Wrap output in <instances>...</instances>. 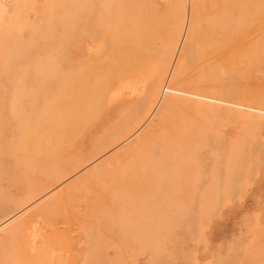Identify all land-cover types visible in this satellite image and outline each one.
<instances>
[{
  "label": "rangeland",
  "instance_id": "rangeland-1",
  "mask_svg": "<svg viewBox=\"0 0 264 264\" xmlns=\"http://www.w3.org/2000/svg\"><path fill=\"white\" fill-rule=\"evenodd\" d=\"M138 1L139 0H127L126 1V3H127L126 15H129L130 8L136 7V5L138 4ZM148 1L152 2V5H153L152 7H153L154 11H156L158 17H163L164 14H166V12L168 11V10H166V8L168 7V9H169L170 3H177V4H183L184 5L186 0H148ZM199 1L202 2L201 13L199 14L200 15L199 20H197L198 21V23H197L198 26L196 27L197 29L194 30V35L191 38V41L194 44V46L200 47V48H198V52H197V55H199V54L200 55L197 56L198 57L197 59H199V58H201V56L205 55L206 50L208 52V47L206 45L207 44L206 42H208L207 36L209 35L210 31L212 29H215L217 31L219 30V25L215 24V23H211L210 19H213V17L216 15H221L223 13L229 12V14H232V16H233L232 18H234L233 20L235 22L239 21V23H238L239 26L236 25L237 27L234 29V31L228 33L229 38L226 40V42H222L221 37H217V39H216L217 42L215 40L211 42L212 46L217 44L216 47H214V48H216L214 50L215 53H220L219 54L220 56H222L224 54L230 55V58H231L230 62L233 65V73L231 74V77H232L231 83L229 82L228 85L230 84V89L231 88L232 89L230 90L231 93L227 96L228 99L225 98L226 96L224 95V93L226 94V92L224 90L227 91V89H228L225 87L226 85H224V82H222L221 84H218L216 82L195 84V83L191 82L193 74L196 71H199L198 69H200L204 66L203 62H198V63L192 64L191 67H189L187 70L184 69V70H182L181 74H178V76L176 75L177 78L171 79V77L174 75V72L177 71L176 67H177L178 63L182 62V60L184 58V57H182V55H183L182 54L183 53L182 44H179L177 46L173 56H172L171 64L168 66V70H167L168 75L166 77L167 80L164 81L163 92L166 91L167 87H168V89L171 88L174 92L176 90L177 95L183 97L181 99L180 105L185 106L187 103L191 106L195 105L198 108L196 110H192V111H185L184 110V112L181 109H179V111H178V109L177 110L175 109L174 113H175V117H176V122L175 123L171 122L170 115L164 114V116H163L164 118L159 116V107H160L161 101H162V94H161L159 96L154 108L150 111V113L148 114L146 119H144V121L140 125H138V127H137L136 125H137V123H139L138 121H140V119L143 117L142 109H140V108H142L141 104H142L143 100H141V101H138V100L145 98L147 96V94L150 93V91H151L150 88L152 85V83L148 82V79L146 80L147 76H146L145 71H146L147 66L152 65L154 63V61L152 62L149 59H145L143 62H140L141 64L139 63L138 58L140 56H141V58H143V56L140 55L141 51H143L141 43H139L138 45H133L134 47L137 48L136 49L137 52L135 51L136 55L131 52L133 56L131 55L130 48L132 47V45L130 44V39L134 38V36H133L134 32L132 30L131 22H130V19L128 18V16L126 17V28L124 29L125 31L124 32H122L123 30L120 31V39L124 42L123 46H122L121 42H119V43H115L114 41L109 42L108 38L107 37L104 38L103 34H102L103 32H100V31L96 32L93 35V37H90V39H88L89 37L88 38L86 37L84 42L81 41L80 46H79L80 48L78 47L79 44L78 45L76 44L77 47L74 46L76 49L72 48V50H71V56H70L71 60H69L70 63H68L69 65H67V68H65V69L70 70V68H71L72 72H77L78 70H81L79 72L82 73L83 69L85 68V70L83 71V73L81 75L79 72H78L79 75L77 73H76L77 75L73 73L74 74L73 78L76 76V78L78 79L79 77H77V76H80L79 79L81 80V82H79V79L77 82H79L78 84H81V83L83 84L82 85L83 87L81 86L82 88H86L85 89L86 91L84 90L86 93H84V91L82 89L83 94L88 93L91 96L90 99L91 98L93 99L94 97H95L94 100L100 99L101 102H100V107H99V111H98V116H96L94 119H92L90 122H87L86 124L85 123L84 124L78 123V126H76V127L73 125H76V123L78 121H76V123H75L74 119H68L69 124L71 123V125L67 126V128L69 129V131H68L69 134L65 133L66 134V136H65L66 138L64 137L65 141H64V139L60 140L61 142L63 141V144H65V148H64L63 144L59 140L56 139V138L60 137L61 128L59 127L57 129L56 126L50 127L49 133L52 132V136H53L52 137L53 139L52 138L51 139L54 142H56V146H57L55 148L56 152L53 151L54 154H53V152H51V150L49 152L48 148H46L47 150H45V152H44V149H41L42 150V153H41L40 150L38 151V150H35L34 148H31V147H34V146H31L32 144H29L26 140H25L26 142L24 141L23 137L26 136L27 134H29L28 130H31L33 128L32 123H34V121L36 120L33 117V115H26V118H27L26 123L29 125L25 124L28 127L25 126L24 132L23 131L19 132V135L17 138L11 139L10 138L11 135H9V133H7L8 137L6 140H8V142L6 141V143L7 144L9 143V144L8 145L5 144V145L7 146L6 151L8 152V157H7L8 169H7L6 174L0 178V193H1V195L2 194L5 195L7 193V197L5 195V198L3 197L4 198V201H3L1 198L4 195H2V196L0 195V199H1L0 204L1 205L4 204V202H6V200L9 201L10 198L17 203H19L20 201L22 202L24 200V198L26 197L25 193H27V190L25 191L24 185L27 186L34 178H38L39 180H45L46 176H48L49 173L61 171V169H64V170L68 169V171H70L71 175L69 174L66 177V179L64 178L62 181L57 183L52 189L47 190L46 192H44V194L39 195L40 198H39V196L37 197L39 200L36 198L37 199V200L35 199L36 201L33 200L32 202H30L26 205H23L20 209L21 211L17 212V214L14 217L10 218L8 221L5 222L6 224L4 223L5 225L3 224L0 227V232L6 230L13 223H15L21 219L26 218L31 212H33L43 202H46L47 199H49L53 196H56L58 194H61L62 192H65L66 189L68 187H70V185H72L76 181L81 180L82 178L87 176L88 173L90 174L91 172H93V170H97L96 167L99 169L100 167H102L104 165V163L107 164L108 162L113 161V159L118 158V157L113 158L115 155L118 156L122 153L121 154V156H122L123 152H125V150H126V152L128 150H134V149H131L132 147L133 148L138 147L140 149V150L137 149V151H136V153H138V154H136L137 157L134 156V154H133V155H131V157H129V159H127L128 163L131 160L130 158L134 159V161L137 160L136 162H138V161H140V157H141V159H143L145 157L143 161L147 160L148 164L145 161V163H146V165L144 163V165L146 166L145 167L143 165V162L141 163L143 165V167H145V172L142 174V172H141L142 170H138V168L140 169V167L143 168L140 165V162L137 163L139 166L138 167L136 162L134 163V161H131L133 163L130 162L129 166L131 165L133 167L132 164H135L136 167L130 168L131 166L127 167V165H126V167L128 168V171H130V170H132V171H130V172L127 171L129 174L125 175L126 173H124V172L127 170V169H125V171L122 174H120L122 177L119 175V173H120L119 171L122 168L123 164L125 166V163H127V160L120 162V163H123V164H121L122 166L120 164H115V166L109 165L108 166V172L106 173L107 175H102L99 177V179H96L98 181L97 185L100 184V186H101V187L99 186L101 188V190L97 186V188H98V191H97V189L95 187L96 184H94L95 181L92 182V185L88 184L87 186L82 187L81 189H79L78 191H76L72 194L71 198H69L70 201L68 200V202L66 203V206H64L65 208L62 207L63 209L59 210L58 212L56 211L57 214L55 213V216H53L54 214H51L52 216L50 215L49 217L48 216H42L41 218H39L40 221L38 219H36V221L32 225H30V228L25 230L20 236L16 235L17 237L15 236L13 238V240L11 241V244H10L11 247L9 248L10 252H8V253H10V255L8 254L9 255L8 258L12 259V260H10L12 264L14 262H16L17 260H20L24 256V252H23L24 250H27L28 253L32 254V256L34 253L39 252L38 253L39 254V257H38L39 260L36 261L35 264H84L85 260H88V261H86L85 264H89V263L90 264H100L101 263V260H99L100 258L103 259L102 260L103 264H106V263L107 264H109V263H112V264H159V263L160 264H162V263L163 264H264V44H262V43H264V41H263V39H264V37H263L264 36V2L262 3V1H264V0H259L261 3L259 1L256 2V0H254L255 2L253 0H247V1L246 0L245 1L244 0H238V1L237 0H233V1L232 0H228V1L227 0H199ZM211 1H213V2H211ZM219 1H221L222 3ZM209 2H211V3L209 4ZM217 2H219L221 4H219ZM230 2H231V5H230ZM240 2L243 4V5L241 4L242 6L240 5L241 7L238 5V4H240ZM245 3L250 4V8L243 7V6H245ZM257 3H259V6ZM214 5L216 6V8ZM223 6H224V8H222ZM251 6H253V10H252ZM237 7L240 10V11L237 10L239 12H236V10H235V9H237ZM248 7H249V5H248ZM256 7L258 9H256ZM146 8L147 7L144 6L145 11H146ZM205 8H208V10L210 12H207V9L205 10ZM211 8H212V10H211ZM217 8H218V10H215ZM232 8H234L233 9L234 11L232 10ZM241 9H243L244 12ZM254 9H255V11H254ZM231 10L233 12H231ZM256 10H257V13H256ZM8 11L9 12L11 11L10 8H8ZM261 11H262V13H261ZM249 12H250V14H249ZM252 12L254 15L252 14ZM145 14H146V12H144V16H145ZM209 14L210 15L213 14V15H211L212 17H210ZM235 15H237V16H235ZM242 15H244V17H242ZM249 15H250V17H249ZM246 16H248L249 19ZM203 18L207 22V24H210V25H207L206 22H202ZM242 18H244V19H242ZM246 20H248V21H246ZM246 23L249 25L245 26ZM205 25H207V26H205ZM217 26H218V28H217ZM241 30H243V31L241 32ZM235 33H236V35H235ZM247 33H248V35H247ZM233 35H234V37H233ZM204 36H206L205 37L206 39H204ZM229 39H231V40H229ZM219 41L222 42V44ZM229 41H230V43H229ZM231 41H232V43H231ZM152 42L153 41L151 40L150 43H152ZM241 42H242V44H241ZM236 43L237 44L239 43V44L237 45ZM116 44H118V45H116ZM111 45H113V47H111ZM204 45H205V47H204ZM223 45H224V47H223ZM154 46H155V48H158L160 46V42H158L157 45L154 44ZM219 46H221L222 49ZM243 47L245 50L243 49ZM239 48H240V50H239ZM199 49L201 52L199 51ZM220 49H221V51H219ZM111 50H112V52H111ZM110 54H111V56H110ZM247 54L249 57L247 56ZM241 55H242V58H241ZM113 56H115L117 58H115ZM134 56L136 57L135 60H133ZM112 57H113V59H112ZM253 58H255V60ZM128 59H130L131 63H130V61H128ZM210 60H212V59H210ZM132 61L135 64H133ZM163 61H161V63ZM252 61H253V63H252ZM194 62H195V59H194ZM159 63H160V61H159ZM95 65H96V68H94ZM135 65H136V67H139V68L135 69L132 67ZM87 68H88V70H86ZM124 68H126V69H124ZM66 70L64 73L67 75L68 70L67 71ZM74 70H76V71H74ZM131 70L133 71V73H131ZM136 70H138V73L136 72ZM124 71H126V72H124ZM183 72H185V73L183 74ZM129 73H131L132 75L130 74L131 75L130 76ZM125 74H128V76L126 75L127 76L126 77ZM136 74L139 77V79H142V80H138V81H136V79L133 80L135 77L137 78V76H135ZM69 75H67V76H69V78H71V79H69V82H73V80H75V81L77 80L76 78L72 79V74H69ZM91 75H92V77H91ZM117 75H119V80L116 79V77H118ZM182 75H183V77H181ZM67 76L64 75L61 78L62 81H63V79L66 80L65 78ZM94 76L97 77L99 80H97V78L95 79ZM100 76L102 78H100ZM104 76H106L107 78L105 79ZM86 78H87V80H86ZM83 79H85V80H83ZM130 79L133 80L134 82L132 83V81H130ZM101 80H103L105 83V84H102L103 88H102V85H100ZM67 81H68V77H67ZM77 82L76 83L74 82L75 87L68 88V90L66 91L68 94L65 92L63 94L64 96H61L62 100H60V101L72 105L73 104L72 102H74L77 98L78 99L81 98V96H79V94L80 93H81V95H83V94L80 91L81 89H80V86L77 84ZM135 82L139 83V85L137 86V83H135ZM64 83H66V82L64 81ZM126 83H127L128 87L124 86V85H126ZM84 84L85 85L87 84V86H84ZM131 84L132 85L134 84L133 88H132ZM208 84H211V85H208ZM233 84H234V86H233ZM96 85L98 87H100L99 90H98V87ZM121 86H123L124 88H122ZM76 87L77 88L79 87L80 90L77 89ZM132 89H134V91H133L134 93L131 91ZM148 89H150V90H148ZM199 89H203L204 91H207V92L203 93L206 96V97L204 96L205 98L202 97L203 94L199 91ZM213 89H215V90L213 91ZM105 90H107V91H105ZM117 90H119V91L121 90V91L118 93ZM144 90H147L146 95H145V93H143ZM194 90H196L197 93L192 92ZM209 90H210V92H209ZM78 91H80V92L78 93ZM104 91H105V95H104ZM74 92H76L75 95L77 97L72 96V95H74ZM198 92H200V93L198 94ZM232 92H234V94ZM192 93H194V94L192 95ZM208 93H210L211 95L209 94L210 95L209 96ZM70 94H71V96H70ZM190 94L193 97L195 95L194 98H196L198 95L195 102H193L194 104L190 101H187L188 97L194 99L193 97L190 96ZM67 95H68V97H67ZM102 95H104V98L102 97ZM140 95H142L143 97L141 98ZM218 95L221 98H219ZM71 98H72V100L74 98L75 99L72 101ZM199 99H200V101H199ZM43 100L46 103H44ZM43 100L42 99H41V101L39 100L40 105H37V106H39V107H37V109H40V110H38L39 115L41 112L47 111V110H45L46 108L48 109V107H45L46 104H47V106H49L48 105V102H50L49 99H47V100L43 99ZM223 101L226 104H224ZM52 103H54V102H52ZM199 107L200 108L202 107L203 110H205L204 113H202V114L199 113L200 116H198V113L195 114V112H197L199 110ZM213 108H215V110H216L215 112L210 111V110L214 111ZM136 109H138V110L140 109V115H139V111H138V113L136 112L137 111ZM130 113H131V117L128 116V114L130 115ZM209 113L212 115H210ZM137 114L141 118H139L137 116ZM204 114H205V116H204ZM216 114H218V115H216ZM219 114H220V116H219ZM157 115L159 117H157ZM193 115H194V117H193ZM213 115H215V116H213ZM210 116L212 119L214 118L213 121L210 119ZM126 117H127V119H125ZM198 117H199V119L202 120L201 123H205L206 126H204V128H200V129H198V128L193 129V130L189 129V131L187 132V135L190 136L189 139L185 142L177 143L179 145V147L177 145V147H178L177 152L181 149L177 153V156L174 159H172V157H171L170 162L168 161L169 159L163 160V163H167L168 165L170 163L169 166H171L174 162H175L174 165H176V166L172 165V167H171L172 169H169V171L166 172L167 175H165V176L166 177L168 176V178H165L164 175L161 176L159 172H158L159 176H157V174H153L152 172H155V171L153 170L152 167H154L156 160H158L160 162L162 161L161 158L156 159L158 156L161 155L162 148H161V150H159V147H161V146L163 147V145H166V143H168V142L170 143V141L175 140L176 137L179 136V134L180 135L183 134L180 132L181 125H183V123L181 122V120H182L181 118L189 120L190 118L197 119ZM218 117H219V119H218ZM28 119H30V120H28ZM159 119H161V120L158 121ZM215 119L217 121H215ZM72 120H74V121H72ZM70 121H72V122H70ZM209 121H210V123L213 124L212 126H210V128H212L211 131H210V128H208V126H207V123H209ZM36 122H37V120H36ZM73 122L75 124H73ZM120 122L121 123L123 122V123L121 124ZM133 122H135V123H133ZM220 122H222V123H220ZM79 124L82 125V127ZM176 124H178V126ZM116 125H118V126H116ZM122 125H124V126H122ZM125 125H127V126H125ZM164 125H165V127H164ZM29 126L32 128H30ZM132 126H133V128H132ZM159 126H160V129H159ZM161 126H163V127L161 128ZM197 126H198V123H197ZM78 127H80V129H78ZM117 127L119 128L118 132L120 134L116 131ZM123 127L124 128L129 127L130 129L127 130V128H126L124 130ZM173 127L175 128V130ZM75 128H76V130H75ZM115 128H116V130H115ZM146 128L149 131H146ZM165 129L168 131H166ZM121 130H124V132H121ZM150 130L151 131L156 130V133L153 136V139H152V137L149 138L148 140L151 139L150 141L147 140L143 145H141L139 147V142L141 141L142 138L144 139V136H147L149 134L148 132H151ZM164 130H165V132H164ZM158 131H160V132L158 133ZM207 131H209L208 132L209 135H208ZM9 132H11V131L9 130ZM26 132H27V134H25V135L22 134V133H26ZM45 132H47V131H44L43 134H41V135H44L46 137ZM13 133L14 134L18 133V131H15V132L13 131ZM49 133L47 134L48 136H49ZM127 133H129V134H127ZM11 134H12V132H11ZM73 134H74V137L76 136V138L73 137ZM111 134H114V135H112V136H114V138H112V136H110ZM123 134H125V135H123ZM163 135H166V136H163ZM57 136H59V137H57ZM109 136L112 139H109ZM122 137H125V138H122ZM161 137H163V138H161ZM105 138H108V139L104 140ZM138 138H139V140H138ZM165 138H167V139H165ZM194 138H196L195 140L197 142L194 140ZM163 139L166 142L165 141L163 142ZM192 139L194 141H192ZM13 140L15 141L14 142L15 144H13V142H12ZM19 140H21V141H19ZM22 140L26 143L25 146H24L25 143H23V145H22V142H23ZM112 140H114V141L112 142ZM102 141H104V142L102 143ZM106 141H108L107 145H106ZM152 141H153V143H152ZM158 141L161 142V145ZM35 142H36L35 143L36 145H40L42 148L46 147L44 144L45 140L43 137L39 138L38 142L37 141H35ZM110 142H111V144H110ZM149 142H150V146H149ZM131 143H135V145L131 146L132 145ZM184 143H185V145H183ZM214 143H215V145H214ZM219 144H220V146L216 147ZM9 145H11L10 148H8ZM66 145H67V147H66ZM96 145L98 147H100L101 145L105 147V145H106L107 147H105V148L100 147L98 149ZM108 145H111V146H108ZM145 145H146V147H145ZM154 145H155V147H154ZM192 145L195 146V149ZM236 145L238 146V148ZM197 146H200V147H197ZM225 146H226V148H224ZM147 147L150 148L151 152H150L149 148H147ZM151 147H154V149ZM181 147H183V149ZM220 147H221V150H220ZM230 147H232L233 149ZM240 147H241V149H240ZM24 148H26V149L24 150ZM101 148H102V153H101ZM106 148H107V150L105 151ZM156 148H158V151L160 153L157 152ZM97 149L99 150V152ZM234 149L236 152L234 151ZM63 150H64V152H62ZM153 150L155 153H153ZM187 150L189 151V153H187ZM193 150L196 151V153H194V157L189 155L190 153L194 152ZM237 150H239V152ZM241 150H242V152H241ZM17 151H19V153ZM46 151H47V153H46ZM230 151L231 152L234 151L236 156H238V154H239V156L236 157L238 162L235 165L236 170L239 168L238 169L239 173L234 175L235 177L232 179H228L229 177L226 175H223V174H222V176L221 175L219 176V174L222 173V170L224 169V167L226 165L225 163L228 162L226 160L230 159L232 157V155H230ZM10 152H13V153H10ZM43 152H44V156H43ZM144 152L148 156L147 159H146V155H144ZM17 153H18V155H16ZM37 153L40 156L37 155ZM149 154H151V155H149ZM152 154L154 155V157L157 155V157H155V160L152 157L153 156ZM47 155H48V157H47ZM56 156H58V157H56ZM188 156H191V160H189L190 158H187ZM228 156H229V158H228ZM133 157H136V158H133ZM27 158H28V160H27ZM110 158H112V159H110ZM138 158H139V160H138ZM59 159L62 160L61 163H60ZM194 159H196V163L194 162L195 161ZM80 160H81V162H80ZM171 160L174 162H172ZM242 160H243V162L239 163ZM27 161H28V163H27ZM192 161L195 164H193ZM151 162H152V164H151ZM185 162H187L189 164H187ZM38 163H39V165H38ZM62 163H63V165H62ZM67 163L68 164L70 163V164L68 165ZM180 163H182V165L184 163V166H186V165L187 166L184 168V166L180 165ZM215 163H216V165H214ZM100 164H102V165H100ZM246 164H247V166H246ZM27 165H28L30 171L27 168H25ZM116 165L121 166V168L116 167ZM237 165H238V167H237ZM213 166H215V167H213ZM111 167H113V168L116 167L115 171L118 170L117 173ZM180 167L182 169H180ZM190 167H191V169H190ZM52 168H53V170H52ZM110 168H111V171H113V173H116L115 175L118 174L119 178L117 180H120V181H115L117 176L114 177L111 175L113 173H109ZM129 168H130V170H129ZM149 168H151L149 170V172L151 174H153L154 178L152 175L151 176L146 175L149 173V172L148 173L146 172V171H148ZM173 168L175 169V171ZM202 168H204V169H202ZM216 168L217 169L219 168V169L217 170ZM214 169H215V171H214ZM133 170H135L134 172L136 174L133 172ZM171 170H172V172H171L172 175L170 174ZM48 171H50V172H48ZM136 171L137 172L140 171L141 173L139 172L140 174H138ZM217 171H221V172H217ZM131 172L133 174H131ZM194 172H196V173H194ZM202 172H203V174H202ZM205 172H207V173H205ZM199 173H200V175H198ZM214 173L216 176L214 175ZM24 174H26V175H24ZM123 174L125 176H123ZM130 174L131 175L135 174V176L129 177V176H131ZM137 174L139 175L138 177H137ZM141 174L143 176H141ZM210 174H212L213 177L216 178L217 180L214 179L213 180L214 182H212V177L210 176ZM14 175H16L17 177H15ZM109 175L111 178H109ZM174 175H175L176 179L174 178ZM238 175H240L242 178ZM11 177L12 178L15 177L14 178L15 181H12ZM136 177L138 178L139 181L140 180L141 181L139 182ZM145 177L147 179H145ZM151 177H152V179H150ZM178 177L180 178L179 181H178V179H179ZM193 177L194 178L196 177V179H194ZM204 177L207 179L205 180ZM220 177H222L221 180H219ZM108 178H109V180H108ZM112 178L114 179V181L116 183L112 180H111V182H109L110 179H112ZM128 178H130L131 180ZM164 178H165V180H164ZM236 178L238 179V181ZM101 179H103L102 180L103 182L101 181ZM121 179L123 180V182H121ZM226 179L230 183L227 182ZM104 180H106L105 183L109 184L108 188L106 187L107 184L105 186ZM126 180L129 182H127ZM222 180H223V182L225 181L224 184H223V182H220ZM17 181H18V183L20 181L21 185H23V184L24 185L21 186L20 183L19 184L17 183ZM124 181L127 183H125ZM145 181H147V184L145 183L146 189H144V183H142ZM168 181H169V183H167ZM154 182H156V183L154 184ZM207 182H209V184ZM231 182H232V184H231ZM110 183L112 186H110ZM121 183H123V185H125V187ZM128 183H129V185H128ZM194 183H195V185H194ZM13 184H14V186H13ZM116 184H119V185L113 186ZM133 184L135 185V187H137V189L133 186ZM138 184H139V186L141 185V187H139ZM151 184H153L154 186ZM184 184H185V186H184ZM18 185H19V187L17 189ZM121 185L123 186L122 187L123 190L121 188ZM197 185L198 186L202 185V187H197ZM119 186L121 188V191H119V195H118V192H117V194H114V192L116 193V190L113 187H115V188L118 187L117 190H119ZM131 186H132L133 190H132V188H130ZM175 186H177V187H175ZM194 186H196V187H194ZM105 187H106V189L110 188L113 190H108L109 194H107L108 192L105 189ZM147 187H148V189H147ZM178 187L181 189H179ZM193 187H194V190H192ZM125 188L128 190L124 191ZM129 188L131 189V191ZM157 188H158V190H157ZM196 188H198L199 190L198 189L196 190ZM209 188H210V190H209ZM220 188H222V189L220 190ZM237 188H238V190H237ZM142 189L144 191H142ZM103 190L106 192H104ZM135 190H137L138 191L137 193L138 194L140 193V194L137 195ZM218 190H220V191H218ZM100 191H102V192H100ZM128 191H129V194H131V195H128V193H127ZM151 191H152V193H151ZM178 191H179V193H178ZM209 191H210V193H209ZM212 191L215 192L216 194L215 193L213 194ZM103 192L105 195L103 194ZM120 192H122V193H120ZM218 192H219V194H218ZM231 192H232V194H231ZM125 193L128 195V197L130 196L132 198L129 197V199H128V197ZM24 195H25V197H24ZM211 195H213V197ZM141 196H142V198H141ZM143 196H146V197L144 198ZM148 196H149V198H147ZM8 197H10V198H8ZM115 197L118 200H120L119 197H121V198L127 197L126 200H128V201L130 199H132L129 202H131L130 204L132 206L134 205L133 208H131L132 207L131 205H130L131 206L130 208L128 207L130 209L129 211H126L125 209L123 211H120V212L117 211L118 212L117 213L118 220L123 218V219H126L128 222L132 221L134 226L139 225L138 223H140V220L144 223L147 222V220L144 221V217L142 220V217H141L142 215H140V214L144 213V210H146V209L143 210L142 207H144L145 205H146V207H148V204H149L148 209L151 207L153 210L152 211L150 208L148 212H150V213L153 212L155 214L159 213V216L162 215L161 217L163 218V220L161 219V221H164L165 223L160 222V225H158L157 232H156V235L157 236L159 235L158 239L161 238L162 241H164V242H160L162 244V245L160 244V247L162 246L160 251H162L163 253H160V255L158 254L159 257L155 258L156 256L153 255L151 248H148V249L143 250V251L138 250V248L139 249H141V248L138 247V245L136 243L135 244L137 246H135L133 244L132 238L134 235L132 233H129L132 231L131 226L125 225L126 226L125 229H127L128 226L129 227L126 231L125 230L122 231V228H124V227H123V225H121L122 226L121 227L118 224L119 222L114 218L115 217L114 215H113L114 217H112L113 220L107 219L109 215L116 212L118 202H117V199H115ZM201 198L204 200H202ZM102 199H103V201H102ZM99 200H101V201H99ZM201 200H202V202H201ZM13 201L11 203L12 205L14 203ZM143 201L146 202L145 205L142 204V203H144ZM211 201H213L212 204H211ZM10 202H11V200H10ZM114 202L116 203L115 205L112 204ZM139 202H140V204H139ZM11 204L6 205V207H12ZM189 204H190V206H189ZM210 204L212 205V208H211ZM138 205L140 207H138ZM114 206H116V207H114ZM136 206L138 209L136 208ZM165 206H168L167 209ZM183 207H184V209H183ZM141 208H142V210H140ZM181 208H182V212H181V210H179ZM62 210H63V212H62ZM157 210H160V212L159 211L157 212ZM131 211L134 213H132ZM178 211H180V212H178ZM183 211H185V212H183ZM164 213H166V214L164 215ZM206 213H209V214H206ZM85 214H86V216H89L88 217L89 219H87L86 222H83L82 220H84L86 218ZM157 214H156V216H157ZM167 214H169V216H171V218ZM139 215H140V217H139ZM179 215H180V220L182 217L186 216L189 218L190 215H192V216L190 217L189 221H186V220L180 221V220H178ZM62 216L64 217V219L67 216H71L73 220H75V219L79 220L80 217H81V219L79 221H77V223L75 221H72L73 223H75V225L72 223L73 226H71L72 224H70V226H69V225H63L60 223H55V222H57V220L58 221L61 220L63 218ZM156 216H154V214L152 215L153 218ZM74 217H76V218H74ZM137 217H139V219L140 218L141 219L138 221ZM175 217H177V218H175ZM206 217H208V218H206ZM105 219H107V220H105ZM175 219H177V221ZM194 219H196V220H194ZM133 220H135V221L137 220V223ZM168 220H169V222H168ZM45 222H47V224ZM167 222L168 223L171 222V224H169L170 226L168 225ZM172 224L175 226H173ZM194 224H196V225H194ZM142 225H145V224H142ZM161 226L163 228H160ZM178 226L181 230V231L179 230V232H178V228H176ZM194 228H195V230H194ZM170 229L173 230V232H175V233H172ZM183 229H185V230H183ZM167 230L169 233L166 236ZM187 230H189L191 233ZM27 231L29 233H31L33 231L32 235L28 234ZM165 231H166V233L164 234ZM182 231H184L183 234H182ZM176 233H178V234L176 235ZM184 233H186V234H184ZM179 234L181 235V237L179 236ZM29 235H31V236L29 237ZM191 235L194 237H192ZM2 236H3L2 233H0V237H2ZM171 236H174L175 238L171 237ZM31 237H32V239H31ZM44 238L46 239V241ZM168 241H170V242H168ZM179 241H180V243H178ZM26 242H30V243H26ZM17 247L19 249H21L22 251L17 249ZM15 250L16 251L19 250V254L17 253L18 256L20 255L19 257L15 254L16 253ZM138 251H140V252H138ZM20 252H22V254ZM13 253L16 256H14ZM11 256L12 257L14 256V257L12 258ZM89 256H91V257H89ZM166 257H167V260H166ZM87 258H89L90 260H91V258H93V259L90 261ZM97 258L100 262H98ZM93 260H95V262ZM156 261H158V262H156Z\"/></svg>",
  "mask_w": 264,
  "mask_h": 264
},
{
  "label": "bare ground",
  "instance_id": "bare-ground-1",
  "mask_svg": "<svg viewBox=\"0 0 264 264\" xmlns=\"http://www.w3.org/2000/svg\"><path fill=\"white\" fill-rule=\"evenodd\" d=\"M127 0H0V178L2 176H4L7 172V169H8V161H7V157H8V152L6 151L7 149V146L5 144L6 141L8 142L7 137V133H9V135H11V139L13 138H17L18 135H19V132L25 130V126L26 125H29L26 123V115H33V117L37 120L34 121L33 124V128L31 130H28V133H22V134H27L26 136L23 137L24 141L26 140L29 144H32L31 146H34V147H31V148H34L35 150H40L41 153H42V150L41 149H44V152L45 150H47L46 148L49 149V152L51 150V152L55 151L56 149V142H54L52 139V132L49 133V130H50V127H54L56 126V128L58 129L59 127L61 128V131H60V137L59 138H56L57 140H61V139H64V137L66 136L65 133H68L69 129L67 128V126L71 125V123L69 124L68 122V119H74L75 120V123L76 121H78L76 123V125H73V126H78V123L80 124H86L87 122H90L92 119H94L96 116H98V111H99V107H100V99L98 100H94V98L90 99V95L87 93V94H83V91L86 89V88H82L83 84H78L79 82H81V80L79 79L80 76H77L79 77V82L78 79L76 78V76L73 78V75L74 74H78L79 75V71L81 70H78L77 72H72L71 71V68L70 70H68V73L69 74H72V79H77L76 81L73 80V82H69V74L67 73V76L64 72H65V68H67V65H69L68 63H70L69 60L70 59V56H71V50L72 48H75L74 46H76V44L78 45V47L80 46V42L81 41H85L86 37L88 39H90V37H93V35L96 33V32H103V37L104 38H108V41L109 42H112L114 41L115 43H119L121 42L122 43V46L124 44V42L120 39V31L123 30L122 32H124L125 28H126V17L128 16V18L130 19V22H131V26H132V30H133V36L134 38L133 39H130V44L132 45V47L130 48V53H134L135 54V51L137 52V48L134 47L133 45H138L139 43H141V46L143 48V51H141V54L143 56V58H141V56L138 58L139 60V63L140 62H143L145 59H149L151 60L152 62L154 61V63L152 65H149L147 66L146 68V80L148 79V82L149 83H152L151 85V91L150 93L147 94V90H144L143 93H145V95L147 94V96L143 99H140L138 101H142V115L143 117H139L140 115V109H136L137 113L139 111V115L137 114V116L140 119V121H138L139 123H137V127L138 125H140L144 119H146V117L148 116V114L150 113V111L154 108L159 96L162 94V101H161V105L159 107V116L160 117H163L164 114L166 115H170V120L171 122H176V117H175V109L179 111V109L184 110L185 111H192V110H196L198 107L197 106H191L189 104L186 103L185 106H182L180 105L181 103V99L183 98L182 96H179L177 95L176 93V90L175 92L167 87L166 91L163 92V85H164V81L167 80L166 77L168 75V66L171 64V59H172V56L177 48V46L179 44H182V47H183V55L182 57L183 60L182 62H179L178 65H177V71L174 72V75L171 77L172 78H177L178 74H181L182 73V70H187L189 67H191L192 64H195V63H198V62H203L204 63V66L200 69H198L199 71H196L193 76H192V80L191 82L192 83H195V84H203V83H213V82H216L218 84H221L222 82H224V85H226L225 87L228 88L227 91L224 90L226 92V94L224 93V95L226 96L225 98H227V96L231 93V89H230V84L228 85V83L230 82L231 83V80H232V77H231V74L233 73V65L231 64L230 62V55H222L220 56L219 54L220 53H215V49L214 47H216V45L212 46L211 42L212 41H216L217 37H221V41L222 42H226V40L229 38V35L228 33L234 31V29L239 26V21L235 22L232 18V14H229L228 13H223L221 15H216L213 17V19H210V22L211 23H215V24H218L219 25V30H215V29H212L209 33V35L207 36L208 37V42H206L207 44V47H208V52L206 50V53L205 55L201 56V58L197 59L199 55H197V52H198V48L200 47H195L194 44L192 43L191 41V38L192 36L194 35V30L197 29L196 27L198 26L197 23L199 20V14L201 13V7H202V2H200L199 0H186L184 5L183 4H177V3H170V7L168 9V7L166 8V10H168L166 12V14H164L163 17H158L156 11H154L153 9V5H152V2L151 1H148V0H139L138 1V4L136 5L135 8H130V12H129V15H126V3ZM228 1V0H227ZM233 1V0H232ZM238 1V0H237ZM245 1V0H244ZM247 1V0H246ZM254 1V0H253ZM259 1V0H256V2ZM213 2V1H211ZM209 2V4L211 3ZM221 2V1H219ZM217 2V3H219ZM224 2V1H223ZM236 2V1H235ZM250 2V1H249ZM255 2V1H254ZM260 2V1H259ZM264 1H262L263 3ZM222 3V2H221ZM219 3V4H221ZM225 3V2H224ZM239 3V2H238ZM244 3V2H243ZM261 3V2H260ZM216 4V3H215ZM242 3L240 2V4H238L239 6L241 5ZM248 4V3H247ZM245 3V8H250V4L249 7ZM258 6H259V3H257ZM218 5V4H217ZM230 5H231V2H230ZM237 5V4H236ZM243 5V4H242ZM241 5V6H242ZM253 5V4H252ZM144 6H146V11L144 10ZM215 6V5H214ZM238 6V7H239ZM240 6V7H241ZM254 6V5H253ZM253 6H251L252 10H253ZM207 7V6H206ZM212 7V6H211ZM218 7V6H217ZM230 7V6H229ZM235 7V6H234ZM235 9L236 12H239L240 10L238 9ZM8 8H10V12L8 11ZM209 8V7H208ZM208 8H205V10L207 9V12H210L208 10ZM216 8V6H215ZM219 8V7H218ZM215 9V10H218ZM224 8V6L222 7ZM227 8V7H226ZM244 8V9H245ZM234 8H232L233 10ZM256 9H258L256 7ZM128 10V9H127ZM148 10V11H147ZM212 10V8H211ZM222 10V9H221ZM231 10V12H233ZM239 10V11H237ZM243 11V9H241ZM251 10V11H252ZM214 11V10H213ZM220 11V10H219ZM255 11V9H254ZM253 11V12H254ZM144 12H146L145 16H144ZM203 12V11H202ZM225 12V11H224ZM230 12V13H231ZM244 12V11H243ZM252 12V14H253ZM212 13V12H211ZM215 13V12H214ZM213 13V14H214ZM218 13V12H217ZM256 13H257V10H256ZM255 13V14H256ZM262 13V11H261ZM211 14V15H213ZM240 14V13H239ZM243 14V13H242ZM250 14V12H249ZM210 15V14H209ZM210 15V17H212ZM254 15V14H253ZM237 16V15H235ZM240 16V15H239ZM238 16V17H239ZM242 17H244V15H242ZM248 17V16H246ZM245 17V18H246ZM250 17V15H249ZM248 17V19H249ZM244 19V18H242ZM248 21V20H246ZM202 22H206L203 18ZM242 22V21H241ZM201 23V22H200ZM245 23V22H244ZM250 23V22H249ZM252 23V22H251ZM207 24V22H206ZM214 24V25H215ZM242 24V23H241ZM201 25V24H200ZM207 25H210V24H207ZM205 25V26H207ZM213 25V26H214ZM237 25V26H236ZM249 24L246 23L245 26H248ZM263 26V25H262ZM200 27V26H199ZM210 28V27H209ZM218 28V26H217ZM201 29V28H200ZM239 29V28H238ZM203 30V29H202ZM237 30V29H236ZM198 31V30H197ZM240 31V30H239ZM243 30H241L242 32ZM199 32V31H198ZM261 32V31H260ZM201 33V32H200ZM238 33V32H237ZM262 33V32H261ZM199 34V33H198ZM236 35V33H235ZM248 35V33H247ZM258 35V34H257ZM246 36V35H245ZM206 36H204V39ZM231 37V36H230ZM234 37V35H233ZM236 37V36H235ZM264 37V36H263ZM232 38V37H231ZM249 38V37H248ZM200 39V38H199ZM262 39V38H261ZM151 40L153 41L152 43ZM231 40V39H229ZM234 40V39H233ZM240 41V40H239ZM255 41V40H254ZM264 41V39H263ZM160 42V46L158 48H155L154 44L157 45V43ZM198 42V41H197ZM217 42V41H216ZM215 42V43H216ZM220 42V41H219ZM222 42H220L222 44ZM256 42V41H255ZM254 42V43H255ZM262 42V41H261ZM120 43V44H121ZM196 43V42H195ZM230 43V41H229ZM228 43V44H229ZM232 43V41H231ZM86 44V43H85ZM205 44V43H204ZM237 44V43H236ZM239 44V43H238ZM237 44V45H238ZM242 44V42H241ZM245 44V43H244ZM264 44V43H262ZM118 45V44H116ZM115 45V46H116ZM254 45V44H253ZM200 46V45H199ZM229 46V45H228ZM77 47V46H76ZM111 47H113V45H111ZM119 47V46H118ZM205 47V45H204ZM221 49L222 47L219 46ZM218 47V48H219ZM224 47V45H223ZM237 47V46H236ZM245 47V46H244ZM243 47V49H244ZM262 47V46H261ZM80 48V47H79ZM120 48V47H119ZM247 48V47H246ZM250 48V47H249ZM253 48V47H252ZM76 49V48H75ZM207 49V48H206ZM221 49L219 51H221ZM226 49V48H225ZM229 49V48H228ZM120 50V49H119ZM202 50V49H201ZM234 50V49H233ZM240 50V48H239ZM245 50V49H244ZM140 51V50H139ZM138 51V52H139ZM200 51V49H199ZM218 51V50H217ZM230 51V50H229ZM260 51V50H259ZM258 51V52H259ZM263 51V50H262ZM112 52V50H111ZM143 52V53H142ZM201 52V51H200ZM204 52V51H203ZM255 52V51H254ZM131 53V55H132ZM239 53V52H238ZM243 53V52H242ZM260 53V52H259ZM116 54V53H115ZM233 54V53H232ZM240 54V53H239ZM261 54V53H260ZM263 54V53H262ZM136 55V54H135ZM111 56V54H110ZM133 56V55H132ZM248 56V54H247ZM258 56V55H257ZM115 57V56H113ZM112 57V59H113ZM163 59H162V58ZM249 57V56H248ZM72 58V57H71ZM111 58V57H110ZM117 58V57H115ZM241 58H242V55H241ZM251 58V57H250ZM256 58V57H255ZM255 58H253L255 60ZM136 57L134 56V59L135 60ZM194 59H195V62H194ZM212 59V60H210ZM244 59V58H243ZM246 59V58H245ZM164 60V61H163ZM209 60V61H208ZM249 60V59H248ZM253 60V61H254ZM128 61H130V59H128ZM160 61V63H159ZM161 61H163L161 63ZM197 61V62H196ZM245 61V60H244ZM252 61V63H253ZM240 62V61H239ZM131 63V61H130ZM133 63V61H132ZM129 64V63H128ZM135 64V63H133ZM141 64V63H140ZM139 64V65H140ZM143 64V63H142ZM243 64V63H242ZM132 65V64H131ZM138 65V66H139ZM133 68H139V67H136L135 66H132ZM92 68V67H91ZM96 68V65L95 67ZM93 68V69H94ZM129 68V67H128ZM65 69V70H64ZM76 69V68H75ZM100 69V68H99ZM126 69V68H124ZM66 70V71H67ZM85 70V68L83 69V71ZM88 70V68L86 69ZM95 70V69H94ZM76 71V70H74ZM82 71V73H83ZM238 71V70H237ZM79 72V73H78ZM86 72V71H85ZM126 72V71H124ZM130 72V71H129ZM136 72L138 73V70H136ZM135 72V73H136ZM243 72V71H242ZM74 73V74H73ZM80 73V75L82 74ZM94 73V72H93ZM128 73V72H127ZM131 73H133V71L131 70ZM129 73V75L131 74ZM185 72H183L184 74ZM67 76L68 77V81H67V77L65 78L66 80L63 79L62 81V77L64 76ZM76 74V75H77ZM93 75V74H92ZM91 75V77H92ZM95 75V74H94ZM128 76V74H125V76ZM132 75V74H131ZM130 75V76H131ZM134 75V74H133ZM177 75V76H176ZM84 76V75H83ZM118 77H116V79L119 80V75H117ZM126 76V77H127ZM137 76V74L135 75ZM238 76V75H237ZM95 77V76H94ZM183 77V75L181 76ZM97 77H95L96 79ZM100 78H102L100 76ZM104 78L106 79L107 77L104 76ZM103 78V79H104ZM82 79V78H81ZM94 79V80H95ZM104 79V80H105ZM138 81V80H142V79H139V77L137 76V78L135 77L133 80ZM150 79V80H149ZM170 79V80H171ZM173 79V80H174ZM243 79V78H242ZM85 80V79H83ZM87 80V78H86ZM97 80H99L97 78ZM133 80L130 79V81H132V83L134 82ZM64 81L66 83H64ZM107 81V80H106ZM74 82L80 86V89L79 87L77 89H79L83 95H81V93L79 94V96H81L80 99H76L74 102H72L73 104L70 105L68 103H64L60 100H62L61 96H64L63 94L68 90V88H73L75 87V84ZM88 82V81H87ZM86 82V83H87ZM96 82V81H95ZM129 82V81H128ZM127 82V83H128ZM140 82V81H139ZM171 82V81H170ZM173 82V81H172ZM176 82V81H175ZM174 82V83H175ZM70 83V84H69ZM85 83V82H84ZM89 83V82H88ZM97 83V82H96ZM108 83V82H107ZM124 85L125 87H128V85ZM137 83V82H135ZM134 83V84H135ZM141 83V82H140ZM102 84H105L103 80L100 81V85ZM109 84V83H108ZM133 84V85H134ZM148 84V83H147ZM236 84V83H235ZM92 85V84H91ZM98 85V84H97ZM96 85V86H97ZM133 85L131 84L132 88H133ZM139 85V83H137V86ZM208 85H211V84H208ZM82 86V87H81ZM84 86H87V84ZM94 86V85H93ZM130 86V87H131ZM169 86V85H168ZM232 86V85H231ZM234 86V84H233ZM91 87V86H90ZM98 87V86H97ZM107 87V86H106ZM122 88H124L123 86H121ZM174 87V86H173ZM223 87V86H222ZM100 87H98V90H99ZM102 88H103V85H102ZM101 88V89H102ZM121 88V89H122ZM176 88V87H175ZM234 88V87H233ZM83 89V91H82ZM97 89V88H96ZM107 89V88H106ZM130 89V88H129ZM140 89V88H139ZM148 89V90H150ZM236 89V88H235ZM72 90V89H71ZM108 90V89H107ZM105 90V91H107ZM123 90V89H122ZM215 89H213L214 91ZM234 90V89H233ZM73 91V90H72ZM78 91V93L80 92ZM86 91V90H85ZM84 91V93H86ZM94 91V90H93ZM103 91V90H102ZM105 91H104V95H105ZM118 93L121 91L117 90ZM132 92L134 91V89L131 90ZM199 91L203 94L204 92H207V91H204L203 89H199ZM220 91V90H219ZM192 92H195L197 93L196 90L192 91ZM198 92V94L200 93ZM210 92V90H209ZM67 93V92H66ZM76 92H74V95H72L73 97H77L75 95ZM77 93V94H78ZM117 93V92H116ZM134 93V92H133ZM234 94V92H232ZM68 94V93H67ZM194 93H192L193 95ZM210 93H208L209 95ZM220 94V93H219ZM104 95H102V97L104 98ZM211 95V94H210ZM209 95V96H210ZM71 96V94H70ZM94 96V95H93ZM92 96V97H93ZM191 96V94H190ZM205 94L202 95L203 98ZM219 96V95H218ZM231 96V95H230ZM234 96V95H233ZM68 97V95H67ZM72 97V98H73ZM101 97V96H100ZM99 97V98H100ZM140 97L142 98L143 96L140 95ZM139 97V98H140ZM193 97V96H191ZM195 97V95H194ZM193 97V98H194ZM198 97V95H197ZM194 98H190L188 97V100L187 101H190V102H195V100L197 99ZM212 97V96H211ZM210 97V98H211ZM214 97V96H213ZM70 98V97H69ZM71 98V100H72ZM219 98H221L219 96ZM41 99H49L50 102H48V105L46 104L45 107H48V109L44 108L45 112H41L40 115H39V111L40 109H37V105H40L39 103V100L41 101ZM75 99V98H74ZM73 99V100H74ZM228 99V98H227ZM232 99V98H231ZM230 99V100H231ZM70 100V101H71ZM72 100V101H73ZM211 100V99H210ZM229 100V101H230ZM137 101V102H138ZM186 101V102H187ZM200 101V99H199ZM227 101V100H226ZM228 101V102H229ZM44 102V100H43ZM42 102V103H43ZM54 102V103H52ZM184 102V101H183ZM189 102V103H190ZM39 103V104H38ZM46 103V102H44ZM199 103V102H198ZM218 103V102H217ZM224 103V101H223ZM51 104V105H50ZM194 104V103H193ZM201 104V103H200ZM226 104V103H224ZM220 105V104H219ZM218 105V106H219ZM137 106V105H136ZM181 106V107H180ZM41 107V106H40ZM50 107V108H49ZM180 107V108H179ZM218 108V107H217ZM216 108V109H217ZM37 109V110H36ZM132 109V108H131ZM213 110H210L212 112H215V108H213ZM220 109V108H219ZM218 110V109H217ZM37 111V112H36ZM205 110H203V108L199 107V110L196 113H198V116H200L199 113H204ZM133 112V111H132ZM211 113V112H210ZM209 113V114H210ZM217 113V112H216ZM185 114V113H184ZM141 115V116H142ZM179 115V114H178ZM212 115V114H210ZM218 115V114H216ZM261 115V114H260ZM128 116L131 117V113L130 115L128 114ZM127 116V117H128ZM136 116V117H137ZM157 115V117H159ZM182 116V115H181ZM205 116V114H204ZM215 116V115H213ZM212 116V117H213ZM220 116V114H219ZM31 117V116H30ZM127 117L125 119H127ZM137 117V118H138ZM194 117V115H193ZM203 117V116H202ZM260 117V116H259ZM129 118V117H128ZM164 118V117H163ZM206 118V117H205ZM130 119V118H129ZM135 119V118H134ZM181 122L183 123V125H181V129H180V132L183 133V134H179L178 137H176V141L175 140H172L170 141V143H166V145H163V147H159V150H161V155L157 157V155L155 157H157L156 159H162V161H158L156 160L155 162V165L153 168V170L155 172H152L153 174H157L158 175V172L160 173V175H167L166 172L169 171V169H172V165L173 166H176L174 165V162L171 166L170 163L169 165L167 163H163V160L165 159H169L168 161L170 162V158L172 157V159H174L176 156H177V153L181 150L177 152L178 150V147L179 145L177 143H180V142H185L189 139V135H187V132L190 130H193V129H200V128H204V126H206L205 123H201L202 120L199 119V117L197 119H193V118H190L189 120L187 119H183L181 118ZM210 119L213 121V119L211 118L210 116ZM219 119V117H218ZM30 120V119H28ZM72 120V121H74ZM131 120V119H130ZM161 119H159L158 121H160ZM70 121V122H72ZM127 121V120H126ZM211 121V122H212ZM215 121H217L215 119ZM165 122V121H164ZM180 122V121H179ZM73 122V124H75ZM121 123V122H120ZM123 123V122H122ZM121 123V124H122ZM131 123V122H130ZM135 123V122H133ZM132 123V124H133ZM168 123V122H167ZM197 123H198V126H197ZM201 123V124H200ZM222 123V122H220ZM219 123V124H220ZM26 124V125H25ZM79 124V125H80ZM120 124V125H121ZM131 124V125H132ZM218 124V125H219ZM119 125V124H118ZM116 125V126H118ZM155 125V124H154ZM162 125V124H161ZM171 125V124H170ZM178 126V124H176ZM213 124L210 123H207V126L208 128H210V126H212ZM221 125V124H220ZM82 127V125H80ZM124 126V125H122ZM127 126V125H125ZM134 126V125H133ZM132 126V128H133ZM153 126V125H152ZM215 126V125H214ZM217 126V125H216ZM28 127V126H26ZM115 127V126H114ZM120 127V126H119ZM131 127V126H130ZM163 126H161L162 128ZM165 127V125H164ZM170 127V126H169ZM49 128V129H48ZM124 128V127H123ZM127 128V130H129L130 128L129 127H125L124 130ZM135 128V127H134ZM174 128V127H173ZM178 128V127H177ZM14 129V130H13ZM78 129H80V127H78ZM121 129V128H120ZM157 129V128H156ZM159 129H160V126H159ZM167 129V128H166ZM165 129V130H166ZM207 129V128H206ZM205 129V130H206ZM212 128H210V131H211ZM215 129V128H214ZM9 130L12 132H9ZM18 131V133H13V131ZM76 130V128H75ZM116 130V128H115ZM124 130H121V132H124ZM126 130V131H127ZM137 130V129H136ZM135 130V131H136ZM164 130V132H165ZM172 130V129H171ZM175 130V128H174ZM202 130V129H201ZM44 131H47L49 133V136L47 135L48 133L45 132V135H41L43 134ZM113 131V130H112ZM117 132L119 131V128L117 127ZM125 131V132H126ZM132 131V130H131ZM146 131H149L147 130L146 128ZM151 131V130H150ZM161 131V130H160ZM158 131V133L160 132ZM168 131V130H166ZM179 131V130H178ZM199 131V130H198ZM56 132V131H55ZM110 132V131H109ZM129 132V131H128ZM145 132V131H144ZM176 132V131H175ZM209 131H207L208 133ZM213 132V131H212ZM47 133V134H46ZM57 133V132H56ZM55 133V134H56ZM119 133V132H118ZM131 133V132H130ZM149 134L147 136H144V139L142 138L141 141L139 142V147L141 145H143L149 138L152 137L153 139V136L155 135L156 133V130H152L151 132H148ZM201 133V132H200ZM203 133V132H202ZM215 133V132H214ZM245 133V132H244ZM69 134V133H68ZM76 134V133H75ZM115 134V133H114ZM114 134H111L110 136L114 135ZM120 134V133H119ZM129 134V133H127ZM173 134V133H172ZM196 134V133H195ZM246 134V133H245ZM40 135V136H39ZM118 135V134H117ZM116 135V136H117ZM125 135V134H123ZM144 135V134H143ZM171 135V134H170ZM169 135V136H170ZM191 135V134H190ZM209 135V133H208ZM213 135V134H212ZM44 138L45 140V148H42L40 145H36L35 141L38 142V139L39 138ZM109 136V139H112L114 138V136H112V138H110ZM127 136V135H126ZM163 136H166V135H163ZM172 136V135H171ZM217 136V135H216ZM20 137V136H19ZM73 137H74V134H73ZM108 137V136H107ZM128 137V136H127ZM141 137V136H140ZM143 137V136H142ZM168 137V136H167ZM52 138V139H51ZM66 138V137H65ZM76 138V136L74 137ZM121 138V137H120ZM122 138H125V137H122ZM155 138V137H154ZM163 138V137H161ZM170 138V137H169ZM173 138V137H172ZM171 138V139H172ZM193 138V137H192ZM204 138V137H203ZM9 139V138H8ZM108 138H105L104 140H107ZM156 139V138H155ZM167 139V138H165ZM196 138H194L195 140ZM201 139V138H200ZM211 139V138H210ZM120 140V139H119ZM118 140V141H119ZM139 140V138H138ZM151 140V139H150ZM148 140V141H150ZM170 140V139H169ZM192 139V141H194ZM11 141V140H10ZM21 141V140H19ZM23 141V140H22ZM22 142V145L23 143L25 142ZM56 141V140H55ZM65 141V139H64ZM75 141V140H74ZM114 140H112L113 142ZM117 141V140H116ZM122 141V140H121ZM137 141V140H136ZM165 140L163 139V142ZM168 141V140H167ZM196 141V140H195ZM13 144H15L14 140L12 141ZM61 142V141H60ZM71 142V141H70ZM101 142V141H100ZM99 142V143H100ZM104 141H102L103 143ZM107 142L106 141V145H107ZM138 142V141H137ZM161 145V142L158 141ZM166 142V141H165ZM197 142V141H196ZM215 142V141H214ZM59 143V142H58ZM63 144V141L61 142ZM115 143V142H114ZM113 143V144H114ZM117 143V142H116ZM136 143V142H135ZM135 143H131L133 145H135ZM153 143V141H152ZM158 143V144H159ZM187 143V142H186ZM193 143V142H192ZM191 143V144H192ZM220 143V142H219ZM243 143V142H242ZM9 144V143H8ZM7 144V145H8ZM42 144V143H41ZM105 144V143H104ZM109 144V143H108ZM111 144V142H110ZM112 144V145H113ZM157 144V145H158ZM164 144V143H163ZM182 144V143H181ZM204 144V143H203ZM17 145V144H16ZM20 145V144H19ZM26 145V143L24 144V146ZM103 145V144H102ZM100 146L102 148H105L107 147L105 145L104 146ZM147 145V144H146ZM145 145V147H146ZM156 145V144H155ZM154 145V147H155ZM178 145V147H177ZM185 145V143L183 144ZM197 145V144H196ZM215 145V143H214ZM6 146V147H5ZM11 145H9L8 148H10ZM64 148H65V144H63ZM70 146V145H69ZM97 146V145H96ZM108 146H111V145H108ZM129 146V145H128ZM127 146V147H128ZM148 146V145H147ZM149 146H150V142H149ZM193 146V145H192ZM220 146L217 145L216 147ZM237 146V145H236ZM18 147V146H17ZM20 147V146H19ZM67 147V145H66ZM72 147V146H71ZM100 147L97 146V148L99 149ZM154 147H151L154 149ZM158 147V146H157ZM184 147V146H183ZM183 147H181L183 149ZM194 149H195V146H193ZM197 147H200V146H197ZM242 147V146H241ZM240 147V149H241ZM95 148V147H94ZM102 148H101V153H102ZM126 148V147H125ZM149 148V147H147ZM146 148V149H147ZM226 148V146L224 147ZM232 148V147H230ZM238 148V146H237ZM243 148V147H242ZM12 149V148H11ZM26 148H24L25 150ZM59 149V148H58ZM97 149V150H98ZM129 149V148H128ZM131 149H134V150H128L126 152H123V155L121 156L120 155H115L113 158H116V159H113V161L111 162H108L107 164L104 163V165L102 167H100L99 169L96 167L97 170H93V172H91L90 174L88 173L87 176H85L84 178H80L81 180L79 181H76L75 183H73L72 185H70V187H68L66 189L65 192H62L61 194H58L56 196H53L49 199H47L46 202H43L39 207H37L33 212H31L26 218L24 219H21L15 223H13L12 225H10L6 230L0 232L2 233V237H0V264H12L10 260L12 259H9L8 256L10 255V252L9 251V248L11 247L10 244H11V241L13 240V238L16 236V235H21L25 230H27L28 228H30V225H32L36 219L39 220V218H41L42 216H50L51 214H54L53 216H55V213L56 211L58 212L59 210L65 208L64 206H66V203L68 202L69 198H71L72 194L76 191H78L79 189H81L82 187L84 186H87L88 184H91L92 185V182L95 181L94 184H96V189L98 191V188L101 190V186L100 184H98V181L96 179H99L100 176L102 175H107L106 173L108 172V166L112 165V166H115V164H123V163H120L121 161H124V160H127L129 159V157H131V155L134 154V156H136V151L137 149H139L138 147L136 148H131ZM157 149V152L160 153L158 151V148ZM233 149V148H232ZM10 150V149H9ZM17 150V149H16ZM62 150V149H61ZM96 150V149H95ZM94 150V151H95ZM107 150V148L105 149V151ZM140 150V149H139ZM145 150V149H144ZM150 150V148H149ZM198 150V149H197ZM220 150H221V147H220ZM23 151V150H22ZM143 151V150H142ZM194 151V150H193ZM217 151V150H216ZM219 151V150H218ZM235 151V149H234ZM231 152L230 151V155H232V157L230 159H227L225 164V167L224 169L222 170V173L219 174V176L222 174L223 175H226L228 176L229 178L228 179H232L234 178L237 173H239V168L236 170L235 169V165L237 164L238 160L236 157L239 156H236L235 155V152ZM239 152V150H237ZM19 153V151H17ZM44 152H43V156H44ZM48 152V153H49ZM56 152V151H55ZM61 152V151H60ZM59 152V153H60ZM64 152V150L62 151ZM61 152V153H62ZM66 152V151H65ZM93 152V151H92ZM91 152V153H92ZM99 152V150H98ZM141 152V151H140ZM139 152V153H140ZM151 152V150H150ZM149 152V153H150ZM221 152V151H220ZM237 152V153H238ZM242 152V150H241ZM10 153H13V152H10ZM18 153L16 155H18ZM24 153V152H23ZM39 153V152H38ZM37 153V155H39ZM40 153V154H41ZM47 153V151H46ZM153 153L154 150H153ZM187 153H189V151L187 150ZM193 153V154H192ZM190 153L189 155H191L192 157H194V153H196V151ZM233 153V154H232ZM54 154V152H53ZM57 154V153H56ZM64 154V153H63ZM99 154V153H98ZM21 155V154H20ZM46 155V154H45ZM52 155V154H51ZM61 155V154H60ZM93 155V154H92ZM140 155V154H139ZM144 155L145 152H144ZM151 155V154H149ZM153 155V154H152ZM159 155V154H158ZM229 155V156H230ZM27 156V155H26ZM40 156V155H39ZM59 156V155H58ZM56 156V157H58ZM97 156V155H96ZM120 156V157H119ZM141 156V155H140ZM143 156V155H142ZM191 156H188L187 158H190L189 160H191ZM228 156V158H229ZM243 156V155H242ZM22 157V156H21ZM48 157V155H47ZM55 157V156H54ZM137 157V156H136ZM136 157H133V158H136ZM139 157V156H138ZM147 155H146V159H147ZM155 160V157L154 155L152 156ZM180 157V156H179ZM25 158V157H24ZM23 158V159H24ZM46 158V157H45ZM145 158V157H144ZM141 159L140 157V165L143 167L145 161L147 163V160L143 161L144 160ZM186 158V159H187ZM32 159V158H31ZM62 159V158H61ZM60 160V163L61 161L63 160ZM92 159V158H91ZM112 159V158H110ZM130 162L131 161H134V159L130 158ZM150 159V158H149ZM180 159V158H179ZM28 160V158H27ZM51 160V159H50ZM49 160V161H50ZM139 160V158H138ZM182 160V159H181ZM195 160V161H194ZM193 161L196 163V159H194ZM56 161V160H55ZM54 161V162H55ZM137 160L134 161V163L136 162ZM167 161V160H166ZM187 161V160H186ZM192 161L193 164H195L194 162ZM245 161V160H244ZM26 162V161H25ZM32 162V161H31ZM53 162V163H54ZM57 162V161H56ZM55 162V163H56ZM72 162V161H71ZM81 162V160H80ZM130 162L128 163V160H127V163H125V166L123 164L122 168L121 166H117L116 167H120V174H122L125 169H127L124 173H126L125 175L129 174L128 172L132 171L130 170V168H134L136 167L135 164H132L133 167L129 166ZM136 162V164L138 163ZM143 162V165L141 164ZM182 162V161H181ZM243 162L240 161L239 163ZM28 163V161H27ZM59 163V162H58ZM57 163V164H58ZM59 163V164H60ZM83 163V162H82ZM133 163V162H131ZM145 163V165H146ZM187 163V162H185ZM245 163V162H244ZM243 163V164H244ZM15 164V163H14ZM33 164V163H32ZM68 164V163H67ZM70 164V163H69ZM68 164V165H69ZM79 164V163H78ZM148 164V163H147ZM152 164V162H151ZM178 164V163H177ZM189 164V163H187ZM16 165V164H15ZM36 165V164H35ZM39 165V163H38ZM63 165V163H62ZM82 165V164H81ZM102 165V164H100ZM129 166V170L128 171V168L126 167ZM135 165V166H134ZM144 165V166H145ZM179 165V164H178ZM180 165H182V163H180ZM186 165V164H185ZM198 165V164H197ZM213 165V164H212ZM216 165V163L214 164ZM241 165V164H240ZM46 166V165H45ZM138 166V164H137ZM148 166V165H147ZM152 166V165H151ZM184 166V163L183 165ZM187 166V165H186ZM184 166V168L186 167ZM224 166V165H223ZM243 166V165H242ZM247 166V164H246ZM56 167V166H55ZM115 167V168H116ZM139 167V166H138ZM146 167V166H145ZM145 167L141 168L140 169L138 168V170H142V174L145 172ZM150 167V166H149ZM179 167V166H178ZM194 167V166H193ZM199 167V166H198ZM215 167V166H213ZM217 167V166H216ZM238 167V165H237ZM29 170V167L28 165L25 167ZM38 168V167H37ZM47 168V167H46ZM57 168V167H56ZM114 171H115V168L111 167ZM111 168H110V172L109 173H113V171H111ZM245 168V167H244ZM55 169V168H54ZM124 169V170H123ZM144 169V170H143ZM147 169V168H146ZM151 168L148 169V171H146L147 173L149 172ZM156 169V170H155ZM174 169V168H173ZM179 169V168H178ZM180 169H182L180 167ZM191 169V167H190ZM204 169V168H202ZM217 169V168H216ZM219 169V168H218ZM217 169V170H218ZM37 170V169H36ZM53 170V168H52ZM57 170V169H56ZM137 170V169H136ZM185 170V169H184ZM193 170V169H192ZM195 170V169H194ZM197 170V169H196ZM221 170V169H220ZM30 171V170H29ZM118 171V170H117ZM117 171H115L117 173ZM122 171V172H121ZM128 171V172H127ZM135 170H133L134 172ZM152 171V170H151ZM175 171V169H174ZM205 171V170H204ZM207 171V170H206ZM215 171V169H214ZM39 172V171H38ZM50 172V171H48ZM137 172V171H136ZM140 172V171H139ZM139 172H137L138 174H140ZM172 170L170 171V174H171ZM213 172V171H212ZM217 172H221V171H217ZM21 173V172H20ZM116 173H113L111 174L112 176H117L116 177V180L115 181H120V180H117L119 178L118 174L115 175ZM135 173V172H134ZM196 173V172H194ZM207 173V172H205ZM211 173V172H210ZM70 174V171L67 170H64V169H61V171H57V172H52V173H49L48 176H46V179L45 180H39L38 178H34L27 186H25L24 184V187H25V191L27 190V193H25L24 195V200L19 203L13 201L10 197L9 201L6 200V202H4V204H0V227L6 222L8 221L10 218L14 217L17 212L21 211V207L23 205H26L30 202H32L33 200H35L39 195L41 194H44V192H46L47 190H50L52 189L57 183H59L60 181H62L64 178L66 179V177ZM131 174H133L131 172ZM130 174V175H131ZM136 174V173H135ZM134 175H131L129 177H132V176H135ZM137 174V177L139 176ZM141 174V176H143ZM150 172L148 174H146L147 176L148 175H152ZM203 174V172H202ZM209 174V173H208ZM26 175V174H24ZM46 175V174H45ZM71 175V174H70ZM123 174V176H125ZM145 175V174H144ZM172 175V174H171ZM194 175V174H193ZM200 175V173L198 174ZM215 175V173H214ZM218 175V174H217ZM15 177H17L16 175H14ZM121 176V175H120ZM156 176V175H155ZM197 176V175H196ZM203 176V175H202ZM206 176V175H205ZM210 176L212 177V182H214L213 180H217L216 178L213 177L212 174H210ZM216 176V175H215ZM225 176V177H226ZM240 176V175H238ZM15 177H11L12 178V181H15L14 178ZM21 177V176H20ZM122 177V176H121ZM120 177V178H121ZM128 177V176H127ZM136 177V178H137ZM189 177V176H188ZM201 177V176H200ZM231 177V178H230ZM241 177V176H240ZM104 178V177H103ZM109 178L110 175H109ZM108 178V180H109ZM135 178V177H134ZM133 178V179H134ZM154 178V176H153ZM165 178H168V176ZM164 178V180H165ZM174 178L176 179L175 175H174ZM179 178V177H178ZM194 178V177H193ZM205 178V177H204ZM203 178V179H204ZM222 177H220L219 180H221ZM242 178V177H241ZM125 179V178H124ZM130 179V178H128ZM127 179V180H128ZM132 179V180H133ZM144 179V178H143ZM145 179H147L145 177ZM152 179V177L150 178ZM160 179V178H159ZM170 179V178H169ZM196 179V177L194 178ZM198 179V178H197ZM207 178H205L206 180ZM209 179V178H208ZM237 179V178H236ZM103 179H101L102 181ZM114 181V179H110L109 182ZM126 180V181H127ZM131 180V179H130ZM138 180V178H137ZM161 180V179H160ZM180 180V178L178 179V181ZM184 180V179H183ZM202 180V179H201ZM106 180H104V183H105ZM114 181V182H115ZM136 181V180H135ZM134 181V182H135ZM139 181V180H138ZM141 181V180H140ZM139 181V182H140ZM144 181V180H143ZM149 181V180H148ZM170 181V180H169ZM169 181L167 183H169ZM185 181V180H184ZM199 181V180H198ZM208 181V180H207ZM210 181V180H209ZM227 181V179H226ZM235 181V180H234ZM238 181V179H237ZM10 182V181H9ZM97 182V183H96ZM103 182V181H102ZM121 182H123V180L121 179ZM125 182V181H124ZM129 182V181H127ZM125 182V183H127ZM152 182V181H151ZM150 182V183H151ZM174 182V181H173ZM191 182V181H190ZM220 182H223L220 181ZM225 182V181H224ZM223 182V184H224ZM229 182V181H227ZM226 182V183H227ZM18 183V181H17ZM20 183V181H19ZM18 183V184H19ZM116 183V182H115ZM131 183V182H130ZM144 183V189H146V186H145V183L147 184V181L145 182H142ZM149 183V182H148ZM156 182H154L155 184ZM196 183V182H195ZM194 183V185H195ZM202 183V182H201ZM206 183V182H205ZM209 184V182H207ZM211 183V182H210ZM230 183V182H229ZM228 183V184H229ZM15 184V183H14ZM13 184V186H14ZM103 184V183H102ZM101 184V185H102ZM107 184V186H106ZM120 184V183H119ZM119 184H116V185H113V186H117ZM123 185V183H121ZM171 184V183H170ZM220 184V183H219ZM232 184V182H231ZM237 184V183H236ZM11 185V184H10ZM21 185V183H20ZM21 185V186H23ZM108 183H105V186L108 188ZM121 185V188L125 185L122 186ZM129 185V183H128ZM150 185V184H149ZM153 185V184H151ZM164 185V184H163ZM234 185V184H233ZM238 185V184H237ZM94 186V185H93ZM98 186V188H97ZM100 186V187H99ZM110 186L111 183H110ZM127 186V185H126ZM133 186L135 187V185L133 184ZM139 186V184H138ZM148 186V185H147ZM154 186V185H153ZM156 186V185H155ZM168 186V185H167ZM170 186V185H169ZM185 186V184H184ZM193 186V185H192ZM211 186V185H210ZM2 187V186H1ZM5 187V186H4ZM12 187V186H11ZM10 187V188H11ZM19 185L17 186V189H18ZM89 187V186H88ZM92 187V186H91ZM94 187V188H95ZM105 187V189H106ZM141 187V185L139 186ZM151 187V186H150ZM157 187V186H156ZM155 187V188H156ZM177 187V186H175ZM196 187V186H194ZM194 187L192 190H194ZM197 187H202L201 186H198ZM204 187V186H203ZM207 187V186H206ZM216 187V186H215ZM230 187V186H229ZM235 187V186H234ZM90 188V187H89ZM115 190H116V193L114 192V194H117L118 192V195H119V191H121V188L119 186V190L118 187H113ZM132 188V186L130 187ZM129 188V189H130ZM137 189V187H135ZM179 188V187H178ZM211 188V187H210ZM209 188V190H210ZM227 188V187H226ZM92 189V188H91ZM148 189V187H147ZM181 189V188H179ZM187 189V188H186ZM198 188H196L197 190ZM207 189V188H206ZM222 188H220L221 190ZM224 189V188H223ZM232 189V188H231ZM230 189V190H231ZM94 190V189H93ZM107 190V194H109V191L108 190H113V189H106ZM123 190V188H122ZM127 191L128 189H124V191ZM133 190V188H132ZM151 190V189H150ZM158 190V188H157ZM165 190V189H164ZM174 190V189H173ZM199 190V189H198ZM218 190V191H220ZM229 190V189H228ZM234 190V189H233ZM238 190V188H237ZM24 191V192H25ZM104 191V190H103ZM131 191V189H130ZM142 191H144L142 189ZM156 191V190H155ZM167 191V190H166ZM172 191V190H171ZM186 191V190H185ZM217 191V190H216ZM232 191V190H231ZM236 191V190H235ZM234 191V192H235ZM5 192V191H4ZM3 192V193H4ZM49 192V191H48ZM60 192V191H59ZM94 192V191H93ZM96 192V191H95ZM102 192V191H100ZM106 192V191H104ZM103 192V194H104ZM111 192V191H110ZM135 192L137 193L138 191L135 190ZM148 192V191H147ZM164 192V191H163ZM162 192V193H163ZM175 192V191H174ZM213 192V191H212ZM229 192V191H228ZM122 193V192H120ZM128 195H131L129 194V191L127 192ZM143 193V192H142ZM141 193V194H142ZM152 193V191H151ZM150 193V194H151ZM156 193V192H155ZM160 193V192H159ZM179 193V191H178ZM201 193V192H200ZM210 193V191H209ZM215 192H213L214 194ZM222 193V192H221ZM22 194V193H21ZM85 194V193H84ZM111 194V193H110ZM126 194V193H125ZM133 194V193H132ZM140 194V193H139ZM137 193V195H139ZM144 194V193H143ZM154 194V193H153ZM216 194V193H215ZM219 194V192H218ZM232 194V192H231ZM1 195V193H0ZM4 195V194H2ZM1 195V196H2ZM6 197H7V193L5 194ZM5 195L2 196V200L4 201V198H5ZM105 195V194H104ZM127 195V194H126ZM127 195V197H128ZM134 195V194H133ZM146 195V194H145ZM165 195V194H164ZM205 195V194H204ZM223 195V194H222ZM75 196V195H74ZM95 196V195H94ZM100 196V195H99ZM113 196V195H112ZM115 196V195H114ZM117 196V195H116ZM136 196V195H135ZM147 196V195H146ZM146 196H143L144 198ZM151 196V195H150ZM213 197V195H211ZM210 196V197H211ZM217 196V195H216ZM4 197V198H3ZM22 197V196H21ZM79 197V196H78ZM93 197V196H92ZM101 197V196H100ZM118 197V196H117ZM125 197V196H124ZM124 197H119L120 200H118L116 197L115 199H117V208H116V212L109 215L107 219H112V217H114L119 223V225H123L124 228H122V231L123 230H127L129 226H131L132 228V231L129 232V233H132L134 236H133V244L135 246L138 245V247H140L141 249L138 248V250L140 251H143V250H146L148 248H151L152 252H153V255H155L157 257H159L160 253H163L161 250L162 246L160 247V242H164L162 241V239H158L159 238V235L157 236L156 235V232H157V228H158V225H160V222L162 223H165L164 221H161V219L163 220V218L161 216H159V213L157 214V217L155 213H150L148 212L149 208V204H148V207H146L145 203H142L143 205H145L143 208L146 209L144 210V213H141L140 215H142V220H143V217H144V221L147 220V222H142L139 217H137L138 221L140 220V223H138L139 225H136L134 226L132 221L128 222L126 219H119L117 218V213L120 212V211H123L124 209L126 211H129L130 207L132 206L126 198ZM130 197V196H129ZM128 197V199H129ZM156 197V196H155ZM209 197V196H208ZM211 197V198H212ZM219 197V196H218ZM222 197V196H221ZM40 198V196H39ZM110 198V197H109ZM132 198V197H130ZM142 198V196H141ZM143 198V199H144ZM149 198V196L147 197ZM161 198V197H160ZM210 198V199H211ZM0 199V200H1ZM38 199V198H37ZM36 199V200H37ZM98 199V198H97ZM108 199V198H107ZM136 199V198H135ZM139 199V198H138ZM202 199V198H201ZM206 199V198H205ZM208 199V198H207ZM11 200V202H10ZM35 200V201H36ZM39 200V199H38ZM204 200V199H202ZM201 200V202H202ZM12 201L14 202L13 205L11 204ZM70 201V200H69ZM78 201V200H77ZM101 201V200H99ZM103 201V199H102ZM111 201V200H110ZM114 201V200H113ZM134 201V200H133ZM141 201V200H140ZM147 201V200H146ZM8 202V203H7ZM10 202V203H9ZM97 202V201H96ZM120 202V203H119ZM213 201H211V204H212ZM1 203V202H0ZM8 204H11L12 207H6V205ZM65 204V205H64ZM91 204V203H90ZM113 205H115L116 203H112ZM133 204V203H132ZM138 204V203H137ZM140 204V202H139ZM186 204V203H185ZM201 204V203H200ZM204 204V203H203ZM210 204V205H211ZM10 205V206H11ZM99 205V204H98ZM131 205V206H130ZM155 205V204H154ZM153 205V206H154ZM160 205V204H159ZM167 205V204H166ZM134 206V205H133ZM133 206L131 208H133ZM151 206V205H150ZM185 206V205H184ZM187 206V205H186ZM190 206V204H189ZM208 206V205H207ZM63 207V208H62ZM116 207V206H114ZM129 207V208H128ZM138 207H140L138 205ZM166 209L168 206H165ZM209 207V206H208ZM137 208V206H136ZM142 208L140 210H142ZM154 208V207H153ZM178 208V207H177ZM211 208H212V205H211ZM138 209V208H137ZM157 209V208H156ZM160 209V208H159ZM165 209V210H166ZM184 209V207H183ZM188 209V208H187ZM207 209V208H206ZM152 210V208H151ZM171 210V209H170ZM181 210L182 212V208L179 209ZM186 210V209H185ZM109 211V210H108ZM118 211V212H117ZM153 211V210H152ZM160 212V210H157V212ZM63 212V210H62ZM107 212V211H106ZM110 212V211H109ZM132 212V211H131ZM138 212V211H137ZM156 212V211H155ZM180 212V211H178ZM185 212V211H183ZM188 212V211H187ZM192 212V211H191ZM190 212V213H191ZM94 213V212H93ZM108 213V212H107ZM111 213V212H110ZM134 213V212H132ZM136 213V212H135ZM173 213V212H172ZM176 213V212H175ZM174 213V214H175ZM57 214V213H56ZM144 214V215H143ZM154 214V216L156 217H152V215ZM166 213H164L165 215ZM178 214V213H177ZM186 214V213H185ZM206 214H209V213H206ZM75 215V214H74ZM95 215V214H94ZM106 215V214H105ZM104 215V216H105ZM114 215V216H113ZM169 216V214H167ZM166 215V216H167ZM172 215V214H171ZM200 215V214H199ZM52 216V215H51ZM86 216V214H85ZM92 216V215H91ZM175 216V215H174ZM182 216V215H181ZM192 215L188 217H182L181 220H180V215H179V219L180 221H189L190 220V217ZM195 216V215H194ZM63 217V216H62ZM89 216H86V218L84 220H82L83 222H86L87 219ZM171 218V216H169ZM196 217V216H195ZM45 218V217H44ZM76 218V217H74ZM177 218V217H175ZM208 218V217H206ZM49 219V218H48ZM81 219V217H80ZM79 219V220H80ZM83 219V218H82ZM95 219V218H94ZM105 219V220H107ZM169 219V218H168ZM47 220V219H46ZM77 219L73 220L71 216H67L64 217L61 219V220H57V222L55 223H60V224H63V225H69L72 224L73 222L72 221H75L77 223V221H79ZM113 220V219H112ZM137 220H133L137 223ZM166 220V219H165ZM177 221V219H175ZM196 220V219H194ZM40 221V220H39ZM104 221V220H103ZM109 221V220H108ZM107 221V222H108ZM38 222V221H37ZM106 222V223H107ZM142 222V223H141ZM169 222V220H168ZM167 222V223H168ZM173 222V221H172ZM47 224V222H45ZM104 223V222H103ZM102 223V224H103ZM166 223V224H167ZM186 223V222H185ZM191 223V222H190ZM194 223V222H193ZM202 223V222H201ZM6 224V223H5ZM4 224V225H5ZM50 224V223H49ZM53 224V223H52ZM75 225V223H73ZM73 224L71 226H73ZM142 224H145V225H142ZM171 224L168 223V225ZM181 224V223H180ZM183 224V223H182ZM199 224V223H198ZM35 225V224H34ZM125 225H129L126 228ZM173 225V224H172ZM185 225V224H184ZM190 225V224H189ZM188 225V226H189ZM196 225V224H194ZM170 226V225H169ZM168 226V227H169ZM175 226V225H173ZM182 226V225H181ZM198 226V225H197ZM33 227V226H32ZM122 227V226H121ZM160 228H163L162 226ZM165 228V227H164ZM178 228V232L180 230L179 226L176 227ZM193 228V227H192ZM34 229V228H33ZM173 229V228H172ZM189 229V228H188ZM32 230V229H31ZM162 230V229H161ZM166 230V229H165ZM171 230V229H170ZM185 230V229H183ZM190 230V229H189ZM187 230V231H189ZM195 230V228H194ZM193 230V231H194ZM181 231V230H180ZM191 231V230H190ZM189 231V232H190ZM28 232V231H27ZM31 232V231H30ZM33 232V231H32ZM32 232L28 234H31L32 235ZM163 232V231H162ZM172 233H175L173 232V230H171ZM184 231H182V234H183ZM188 232V233H189ZM195 232V231H194ZM26 233V232H25ZM48 233V232H47ZM125 233V232H124ZM166 233V231L164 232V234ZM168 230H167V234L166 236L168 235ZM191 233V232H190ZM126 234V233H125ZM163 234V233H162ZM171 234V233H170ZM178 233H176L177 235ZM186 234V233H184ZM29 235V237L31 236ZM127 235V234H126ZM131 235V234H130ZM172 235V234H171ZM193 235V234H192ZM191 235V236H192ZM132 236V235H131ZM163 236V235H162ZM170 236V235H169ZM175 236V235H174ZM174 236H171V237H174ZM179 236L181 237V235L179 234ZM187 236V235H186ZM197 236V235H196ZM195 236V237H196ZM17 237V236H16ZM46 237V236H45ZM188 237V236H187ZM194 237V236H192ZM24 238V237H23ZM163 238V237H162ZM175 238V237H174ZM178 238V237H177ZM32 239V237H31ZM45 239V238H44ZM169 239V238H168ZM179 239V238H178ZM177 239V240H178ZM16 240V239H15ZM23 240V239H22ZM29 240V239H28ZM161 240V241H160ZM175 240V239H174ZM27 241V240H26ZM46 241V239H45ZM184 241V240H183ZM15 242V241H14ZM23 242V241H22ZM170 242V241H168ZM177 242V241H176ZM175 242V243H176ZM26 243H30V242H26ZM137 245H136V244ZM180 243V241L178 242ZM162 245V244H161ZM172 245V244H171ZM177 245V244H176ZM180 245V244H179ZM9 246V247H8ZM23 246V245H22ZM21 246V247H22ZM134 246V247H135ZM175 246V245H174ZM17 249H19L17 247ZM26 249V248H25ZM181 249V248H180ZM21 250V249H19ZM19 250L16 251V255L18 256L19 254ZM134 250V249H133ZM14 251V252H15ZM22 251V250H21ZM32 251V250H31ZM138 251V252H140ZM24 256L20 259V260H17L16 262H14L13 264H35L36 261L39 260V252H36L33 254H30L27 252V250H24ZM178 252V251H177ZM18 253V254H17ZM22 254V252H20ZM9 254V255H8ZM14 254V253H13ZM14 254V256H16ZM159 254V255H158ZM166 255V254H165ZM13 256V257H14ZM20 256V255H19ZM18 256V257H19ZM22 256V255H21ZM162 256V255H161ZM12 257V256H11ZM10 257V258H11ZM12 257V258H13ZM32 257V258H31ZM91 257V256H89ZM32 259V260H31ZM89 259V258H87ZM93 258H91L92 260ZM90 260V259H89ZM90 260V261H91ZM98 260V258H97ZM96 260V261H97ZM101 260V263L103 262L102 260L103 259H99ZM98 260V262H100ZM166 260H167V257H166ZM165 260V261H166ZM86 261L88 260H85V263ZM95 262V260H93ZM92 261V262H93ZM161 261V260H160ZM158 262V261H156ZM167 262V261H166ZM84 263V264H85ZM100 263V264H101ZM122 263V262H121ZM90 264V263H89ZM103 264V263H102ZM107 264V263H106ZM109 264H112V263H109ZM160 264V263H159ZM163 264V263H162Z\"/></svg>",
  "mask_w": 264,
  "mask_h": 264
}]
</instances>
